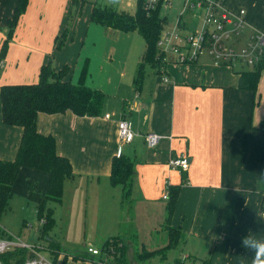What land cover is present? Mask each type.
Listing matches in <instances>:
<instances>
[{
  "label": "crops",
  "instance_id": "0c3cea01",
  "mask_svg": "<svg viewBox=\"0 0 264 264\" xmlns=\"http://www.w3.org/2000/svg\"><path fill=\"white\" fill-rule=\"evenodd\" d=\"M17 2L0 0V27L12 39L8 53L1 50L0 87L35 84L44 67L53 71L69 67L67 78L73 83L84 64L86 76L79 83L90 80L96 89L119 91L113 103L105 96L98 117H78L69 111L38 115V132L52 136L57 154L72 164L73 178L65 182L61 203L65 198L70 205L82 204L96 234L106 239L105 246L115 239L127 240L125 264H134L133 255L145 252L163 251L154 255L166 260V250L179 246L201 264H251V253L241 240L249 231L264 239V72L256 92L241 90L239 73L247 69L217 65L204 54L192 64L169 61L159 68L146 66L140 84L134 70L100 77L88 67L92 55L86 43L93 22L90 15L83 18L87 3L28 0L10 34L7 23ZM224 7L233 15L246 12V38L238 47L255 34L264 36V0H225ZM123 120L135 133L130 144L120 139L118 125ZM149 133L161 137L155 148L147 146ZM22 134V128L3 123L0 97L4 147L0 160L16 159ZM181 155L190 160L189 171L182 174L169 166ZM115 157L131 162L135 172L125 207L123 186L113 185L110 178ZM48 183V174L22 168L13 195L24 199L33 193L32 199L39 196L40 203ZM39 186L44 195L38 194ZM169 187L179 189L171 216L170 196L163 199ZM170 230L177 235L172 247ZM58 252L57 258L67 261ZM105 261L109 262L102 264L114 262Z\"/></svg>",
  "mask_w": 264,
  "mask_h": 264
},
{
  "label": "trees",
  "instance_id": "16d2710c",
  "mask_svg": "<svg viewBox=\"0 0 264 264\" xmlns=\"http://www.w3.org/2000/svg\"><path fill=\"white\" fill-rule=\"evenodd\" d=\"M143 4L144 0H139L135 16L126 13L118 14L97 7L93 8L91 14L93 23L104 27L113 26L117 30L126 33L137 31L143 37L146 47L137 71V84L142 81L146 66L151 65L159 68L163 63L157 44L165 21L161 19L160 9L148 13ZM27 5L28 0H18L15 12L7 23L10 34L17 26ZM69 71V67H65L61 71H53L50 67H44L41 70L38 82L35 84L4 85L0 87L3 123L7 126L23 129L21 145L16 159L14 161L0 160V219L10 208L13 187L22 168L44 172L49 175L45 196L39 203L42 215L48 202L61 203L65 182L73 178L72 164L69 159L57 154L55 139L52 136H45L38 132V115L40 113L48 115L62 114L69 111L78 117H98L101 115L105 95L101 91L86 87L82 82L78 85L73 84L67 78ZM263 72L264 56L257 65L239 73V89L256 92ZM82 76H86V69L83 71ZM134 176L135 172L131 162L122 157L113 159L110 178L113 185H122L124 188L123 207L127 206V202L130 200ZM168 192L170 196L168 213L171 216L177 202L179 189L178 187H169ZM30 197H33V193ZM52 222V215L49 213L47 219H45V225ZM170 235V247H172L177 235L171 230ZM6 236V232L0 227V239ZM110 242L106 245L108 254ZM156 253L145 252L139 256V260L150 258ZM158 253L160 255L163 251H158ZM25 254V251L18 250L2 256L1 260L16 261V259H20L19 261H23ZM114 257V261L125 264L124 247H120L118 254ZM204 264H208V262Z\"/></svg>",
  "mask_w": 264,
  "mask_h": 264
},
{
  "label": "rangeland",
  "instance_id": "374dc122",
  "mask_svg": "<svg viewBox=\"0 0 264 264\" xmlns=\"http://www.w3.org/2000/svg\"><path fill=\"white\" fill-rule=\"evenodd\" d=\"M88 6L83 12V18L91 16L92 8L97 7L102 10H108L115 13H126L132 16L137 14L139 0H91L87 3ZM92 6V7H91ZM183 6V0L174 2L170 8H163L160 11L161 19L165 21L166 30L172 31L177 24L179 13ZM112 17V16H111ZM199 29L197 19H193L190 26L186 29H181L180 34L182 37L191 36ZM246 35L240 37V41H244ZM10 39L8 30L5 27H0V60L4 63L3 54H7L10 49ZM5 43V45H4ZM2 46H4L2 48ZM87 51L90 52L92 57L91 64L88 67L93 68V72L98 73L101 77L102 74L109 72H117L134 70L137 73L141 57L145 50L146 43L139 32H122L113 26L104 27L100 24L93 23L89 30V37L86 43ZM2 50V51H1ZM17 48L14 47V53ZM85 63V62H84ZM84 64L76 71L73 83L78 85L82 76ZM236 69H250L243 64H237ZM0 68V78H2L4 69ZM104 68V73L101 72ZM88 70V68H87ZM88 74V72H87ZM115 74V75H114ZM95 76V78L98 77ZM111 75L116 76V73ZM86 87L96 89L94 83L90 80L84 84ZM107 99L111 102L115 101L119 91L106 87V92L101 89ZM4 147L0 139V154ZM44 195V187H38V194ZM39 205V196L32 199L21 198L20 196H12L10 200V208L3 214L0 219V227L6 232L5 238H18L23 243L38 248L39 253L44 257L55 261L56 264H102L114 259L118 254V249L124 247V253L129 250V242L122 238L115 239L110 242L109 254L105 246L103 234H96V230L92 228L90 213L87 214L85 208L78 204L70 205L64 198L61 204L48 202L41 214ZM49 213L52 215L53 222L45 225V219ZM59 248V250H57ZM89 249L97 250L99 255L93 256L89 253ZM167 249V247H166ZM111 250V252H110ZM59 251L61 255L67 258V261H60L61 257L57 258L56 252ZM150 251V250H149ZM130 252V250H129ZM134 252H137L134 249ZM167 259L164 260L160 256L155 255L148 258V261L139 260V254L135 253L133 258L134 264H201L202 261L195 260L191 254L187 253L181 246L174 249H167ZM190 258H186V256ZM110 257V258H109ZM102 260V261H101ZM110 264H122L120 261H114Z\"/></svg>",
  "mask_w": 264,
  "mask_h": 264
},
{
  "label": "built area",
  "instance_id": "2783aa9c",
  "mask_svg": "<svg viewBox=\"0 0 264 264\" xmlns=\"http://www.w3.org/2000/svg\"><path fill=\"white\" fill-rule=\"evenodd\" d=\"M88 3L91 0H78ZM180 0H144L145 10L150 13L158 9H167L174 2ZM225 0H183V6L179 13L177 24L172 31L166 30V24L158 40L159 49L163 62L177 64H192L204 54H208L217 65L235 67L243 64L248 67L257 65L264 56V36L255 34L248 44L238 47L239 39L245 29V11L233 15L224 7ZM193 19H197L199 29L191 36L182 37L181 29L190 26ZM3 66L0 60V68ZM109 116H107L108 118ZM118 131L121 142L130 144L135 137L132 124L128 121H120ZM147 146L155 148L161 141L156 133H149L145 137ZM169 166L179 173L189 171L190 160L186 155L174 158ZM169 195L163 199L168 200ZM25 251L23 261H2L1 257L15 251ZM38 248L29 246L16 238L0 239V264H56L39 253ZM93 256L99 255L97 250L89 249ZM110 264V263H109Z\"/></svg>",
  "mask_w": 264,
  "mask_h": 264
},
{
  "label": "clouds",
  "instance_id": "9594fccd",
  "mask_svg": "<svg viewBox=\"0 0 264 264\" xmlns=\"http://www.w3.org/2000/svg\"><path fill=\"white\" fill-rule=\"evenodd\" d=\"M241 246L251 253V264H264V239H257L253 232L242 237Z\"/></svg>",
  "mask_w": 264,
  "mask_h": 264
}]
</instances>
